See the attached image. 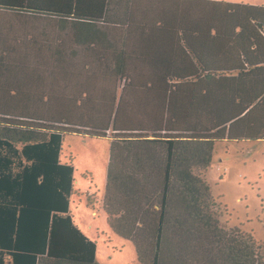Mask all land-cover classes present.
Segmentation results:
<instances>
[{"label": "trees", "instance_id": "16d2710c", "mask_svg": "<svg viewBox=\"0 0 264 264\" xmlns=\"http://www.w3.org/2000/svg\"><path fill=\"white\" fill-rule=\"evenodd\" d=\"M69 134L109 139L103 209L140 264H264L201 174L217 143L264 141V6L0 0V264H98Z\"/></svg>", "mask_w": 264, "mask_h": 264}, {"label": "rangeland", "instance_id": "374dc122", "mask_svg": "<svg viewBox=\"0 0 264 264\" xmlns=\"http://www.w3.org/2000/svg\"><path fill=\"white\" fill-rule=\"evenodd\" d=\"M217 1L264 6V0ZM109 156L108 138L64 137L61 161L75 170L70 213L96 242V263L140 264L133 243L115 235L107 223L103 200ZM201 174L218 199L222 225L241 229L264 247V141L217 143L210 167Z\"/></svg>", "mask_w": 264, "mask_h": 264}, {"label": "crops", "instance_id": "0c3cea01", "mask_svg": "<svg viewBox=\"0 0 264 264\" xmlns=\"http://www.w3.org/2000/svg\"><path fill=\"white\" fill-rule=\"evenodd\" d=\"M217 1V0H216ZM223 2V1H222ZM228 3H233V2H228ZM158 27V26H157ZM170 27V26H169ZM200 27H204V24H202ZM165 33V37L168 36V32H164ZM213 35V33H212ZM201 38V37H200ZM168 39V37H167ZM168 44V45H167ZM166 44V48L168 49V54H172V55H175V56H185V53L182 51V48H184L185 46L183 45L182 41L180 42H176L175 44L172 42V39L170 38V40L167 42ZM194 45L196 46V49L197 50H208L204 53V58L206 60H209V58H213L214 56V53H209V49L210 48H214V41L212 39H209L208 41H203V40H200V42H196L194 41ZM161 57L163 58V49L161 51ZM189 56V58L191 60H195L197 61V59L195 58L194 55L192 54H186ZM174 56V57H175ZM62 163H65L64 161ZM68 164V163H67Z\"/></svg>", "mask_w": 264, "mask_h": 264}]
</instances>
